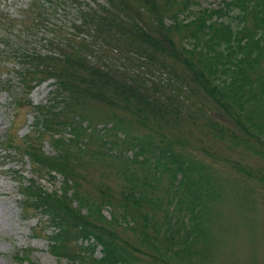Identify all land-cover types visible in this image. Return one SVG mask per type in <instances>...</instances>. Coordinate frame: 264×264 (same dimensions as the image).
Instances as JSON below:
<instances>
[{"label":"trees","instance_id":"1","mask_svg":"<svg viewBox=\"0 0 264 264\" xmlns=\"http://www.w3.org/2000/svg\"><path fill=\"white\" fill-rule=\"evenodd\" d=\"M68 1L76 34L22 54L12 99L19 108L32 82L53 79L36 131L21 145L5 134L35 173L18 185L22 212L46 216L49 252L72 264H195L212 226L264 199V0Z\"/></svg>","mask_w":264,"mask_h":264},{"label":"rangeland","instance_id":"2","mask_svg":"<svg viewBox=\"0 0 264 264\" xmlns=\"http://www.w3.org/2000/svg\"><path fill=\"white\" fill-rule=\"evenodd\" d=\"M76 1L86 8L96 7L103 0ZM193 1L200 3V7L216 8L222 0ZM196 8L192 6L190 9ZM37 13H42L43 17L38 23L35 21ZM179 18H182L180 14ZM78 19L77 4L70 1L60 4L57 0H0V82L9 85L3 84L4 88L0 85V264H19L13 255L22 252H26L33 264H72L63 258H55L49 252L46 234L51 227L46 225V216L38 211L22 212L18 185L35 177V173L29 160L16 153L12 144V147H7L4 141L5 134L10 132L15 143L21 145L24 137H30L36 131L34 125L38 115L34 107L47 106L56 99L53 79L38 84L32 82L30 92L20 99L22 105L13 108V96L20 95L19 75L30 64L23 60L22 54L26 50L47 49L53 35L69 38L76 34L73 26ZM165 23H168L167 18ZM112 64L127 66L116 54ZM139 70L143 71L142 68ZM161 77L145 75L146 79L155 82ZM39 146L46 154L54 152L47 137L39 141ZM91 173L88 171V179L95 178ZM38 178L46 187L60 186V177L50 180L41 174ZM247 207H252L250 202ZM253 208L252 211L240 210L239 214L230 213L232 223L225 227L212 226L215 242L195 264H264V199L258 198ZM107 210L105 206L103 214L107 215ZM95 256H98V251Z\"/></svg>","mask_w":264,"mask_h":264}]
</instances>
